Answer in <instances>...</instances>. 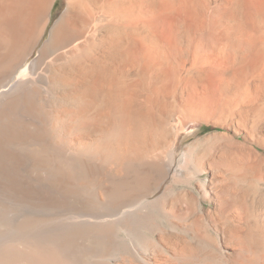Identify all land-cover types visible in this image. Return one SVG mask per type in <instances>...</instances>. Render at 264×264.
Returning <instances> with one entry per match:
<instances>
[{
	"label": "bare ground",
	"instance_id": "6f19581e",
	"mask_svg": "<svg viewBox=\"0 0 264 264\" xmlns=\"http://www.w3.org/2000/svg\"><path fill=\"white\" fill-rule=\"evenodd\" d=\"M54 2L0 0V264H264V210L236 191L264 158V0H65L40 43ZM190 122L244 138L212 240L165 205L168 179L209 193L197 147L175 155Z\"/></svg>",
	"mask_w": 264,
	"mask_h": 264
},
{
	"label": "rangeland",
	"instance_id": "374dc122",
	"mask_svg": "<svg viewBox=\"0 0 264 264\" xmlns=\"http://www.w3.org/2000/svg\"><path fill=\"white\" fill-rule=\"evenodd\" d=\"M64 6L65 0H55L51 12L49 13V22L46 28L47 31L40 40V43L46 39L48 30L53 25L56 18L60 15ZM37 54L38 46L35 47L29 54L25 65H28L37 56ZM24 69L22 68L21 70ZM229 126L230 125H226L223 127L210 122H190L182 130L177 131L178 134L175 142V155L178 156L183 151L182 148L186 149L188 146L190 147L191 144L193 148L196 149L197 147L196 151L198 154L196 160L197 162L200 161V163H198L199 166L205 170L200 177H204V180L206 179L207 181L206 189L207 193L209 192L207 197L202 196L195 183L192 185L176 184L171 179H168L165 182L170 185V190L167 191V199L165 198L166 209L168 208L167 210L171 211L174 216L179 214L177 217L182 216L185 221L189 222L190 219H192L191 221L195 222L196 228L198 229L202 223L205 224V226L207 225L206 232L211 240L217 236L220 237V234H222L220 228L223 226V221L222 218H220L221 215L219 213L220 204H218V194L216 192L218 190L216 179H219V177L216 176V171L218 170V167L221 169L226 167V164L228 165L230 161L228 154V149L230 148L229 146L234 145L237 141L244 142L242 134H239L237 138L232 136V126ZM260 126L256 125L254 127L256 132L257 130H260ZM260 150L264 151V149ZM248 168V174L240 178L241 181H239V184L241 183V185H237L236 191L245 196V204L252 208V210L256 212L264 210V158L259 159L258 161L256 160L254 163L252 162ZM228 183H230V181ZM248 183L251 185L249 186ZM184 214L187 215L185 216ZM182 218L179 217L180 223L182 221L184 222ZM172 219L174 220L176 218ZM165 237L167 247L172 245V241L177 244H196V240H191L189 236L183 235L178 228H167ZM196 246L199 251H203V246L197 244ZM215 262L216 263L213 264H240L231 255L217 256Z\"/></svg>",
	"mask_w": 264,
	"mask_h": 264
}]
</instances>
